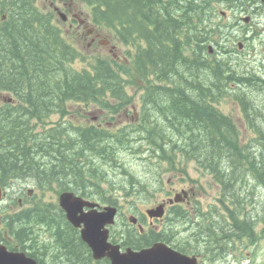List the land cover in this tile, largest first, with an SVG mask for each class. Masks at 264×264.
Instances as JSON below:
<instances>
[{
	"label": "trees",
	"instance_id": "trees-1",
	"mask_svg": "<svg viewBox=\"0 0 264 264\" xmlns=\"http://www.w3.org/2000/svg\"><path fill=\"white\" fill-rule=\"evenodd\" d=\"M78 1L88 8L98 33L127 48L124 59L83 55L71 41L77 35L71 37L60 26L56 11L43 0H0V96L7 93L14 99L0 103V186L33 181L43 196L48 191L57 195L72 191L112 202L110 193L141 185L126 169L119 175H127L123 182L111 175L112 168L114 173L125 168L119 161L122 150L134 151L138 158L142 155L146 166H156L142 180L144 195L163 190L167 173L186 177L192 162L202 179L204 170L212 168L221 172L217 182L242 186L238 195L244 197L240 202L243 217L233 220L249 231L250 245L253 235L259 244L264 239V228H258L264 223V82L250 80L240 64L209 54L208 45H198L217 35L218 29L206 18L214 10L211 2ZM77 60L87 66L77 68ZM228 102L256 130L252 129L254 137L242 142L233 117L223 110ZM136 103L142 121L117 125V129L78 126L67 119L73 105L95 106L118 115ZM54 115L60 120L49 123ZM240 169L256 170L257 184L249 182L250 176L236 173ZM202 179L189 177L199 189L204 187ZM33 200L38 201L37 210L53 211L43 197L36 195ZM185 212L171 209L170 221L184 222ZM213 223L202 218L193 241L205 246V252L216 251V257L223 230L219 222ZM237 226L230 229L236 231ZM64 229L63 234L56 233L57 264H105L92 262L87 246L66 221ZM187 240L177 248L187 253L196 250Z\"/></svg>",
	"mask_w": 264,
	"mask_h": 264
},
{
	"label": "flooded vegetation",
	"instance_id": "flooded-vegetation-1",
	"mask_svg": "<svg viewBox=\"0 0 264 264\" xmlns=\"http://www.w3.org/2000/svg\"><path fill=\"white\" fill-rule=\"evenodd\" d=\"M202 1L211 2L210 6L214 10L207 12L206 18L208 19V22L211 25H214L218 30L213 41H205L203 43H198V45H208L209 54H216V56L220 55L218 58L224 56L223 59L228 58L231 62L240 64L242 74H245V77L250 80L264 82V58L261 56L264 55V0H219V2L218 0ZM240 11H242V16L237 17V13ZM83 25L84 29H86L85 26H89L87 25V22H84ZM89 38H91L90 42L96 39L93 44L101 42L100 33L97 31H94ZM215 45H222L223 47L224 45H236V49L233 52L225 50V47V49L221 50L220 46ZM249 45H256L258 47L257 49L255 46V49L253 50V57L252 53L250 54L249 52H246L248 51L247 49ZM91 46L92 45H88V47ZM110 46L111 45H105L104 47L102 46V48H109ZM261 48L263 49V52H259V55L256 56V50H260ZM232 55L234 57H238L239 59H233ZM98 110L102 113L101 117L106 115L104 117L107 118V121L104 123L96 122L100 120V117L98 118L93 116L92 119L95 122L84 126H107L113 129L115 121L118 122L117 116H121L122 114L128 115L130 107H126L123 109V113L118 115L106 114L108 111L100 108H98ZM138 117H140L138 119L141 120L142 111L140 108ZM242 117L244 119L243 114ZM244 122L245 125H243V127L246 129L245 135H256V130L248 126L246 119L243 120V123ZM252 129L256 133L252 131ZM241 140L244 141L242 134ZM204 172L205 182L203 191H206L207 188H215L218 190V196L214 201L209 200V198L205 196V194L208 195L207 192L201 196L197 191L199 190V187L190 183V185L193 186L188 187V189L181 188L180 190H177L176 188H171L168 192L166 200H163L160 203H155V206L152 205L146 210V212L142 211V182L139 189L136 190L138 191L137 193H139V200L137 201L129 200V198H132V193L129 197H125V201H121L117 198L115 199L114 194L110 193L109 198L113 199H111L112 202H107L103 201L99 197L93 200L91 198H85L77 195L72 191L65 192L74 193L76 196L82 197L86 201H90L92 204L96 205L94 209L98 212H104L108 207L116 209L114 222L106 225L105 229L108 232V243L119 247L122 254H126L130 251L142 252V250L149 249L157 243H164L170 248L190 258L197 259L198 264H237L242 257V252L245 247H247L246 249L248 250L246 257H252L254 250L259 245L257 244L256 235H253V243L250 245L248 243L249 231H243L239 228L240 225L237 221L234 222L233 220L234 217H243L240 202H242L244 197L241 194L238 195L242 191V186L239 184L225 186L223 180L217 182L215 177L219 175L221 176V172L217 173L218 171H214L212 168H206ZM236 173L250 176L251 178L248 180L253 184H257L256 182H258L256 179L258 177V172L256 173V170L240 169L237 170ZM186 182L189 183L188 181ZM242 182L245 183L243 180ZM16 185L17 183H15V185L10 183L7 187L0 186L5 193L4 200L0 202V246L5 247L9 252L24 253L27 257L35 259L39 264H57L56 258H54L58 252L54 253L56 250V233H62L65 231L64 223L66 221L70 224V227L73 228L80 241L84 242L82 238V230L84 226L82 225L77 227L68 221L66 212L61 207L59 199L57 203L47 201L44 202L47 205H52L53 211H51L50 208L48 211H45L44 209L41 211L37 210L35 205L38 201L33 200L36 196L35 190L23 189V191H20L21 194L19 196H15V192H19L16 190ZM238 189H240V192H238ZM233 192H235L236 197L233 196ZM62 193L59 194V197ZM200 197L203 198L204 203H207L204 208L202 206L204 203L200 201ZM172 199L174 202L170 201ZM246 203V212H249L248 202L246 201ZM159 206H164V215L160 218L150 217L147 211ZM171 209L172 212L176 210L186 211L185 213H187V217L184 222L177 223L178 219L176 217V220L173 219L170 221L169 212ZM90 211L91 209L87 207L83 210L85 214H88ZM51 213L52 218L49 217ZM79 215L81 216L82 212H80ZM196 216L199 217L196 218ZM58 217L62 218L58 219ZM204 217H206L207 220H211V222L213 221L217 224L219 222V225L223 230V235L221 236L219 242V250L217 252L219 255L216 257H214L216 251L211 252V250H207V252H205V246L202 247V245H197L193 241V239L198 236L197 232L199 229V223L202 220L201 218ZM191 218L192 220H190ZM262 221L263 220L260 222L263 223ZM48 222L50 224L49 226L47 225ZM62 222L63 225L61 224ZM182 223L185 226H183V228L179 227ZM234 225L239 226H237L238 230L232 231L230 229ZM262 225L263 229L264 223ZM174 226L179 227V229L175 228L176 231L171 230L174 229L172 228ZM242 232H245L244 236L242 235ZM231 234H234L235 237L231 238ZM186 238H190V240H187L188 245L191 246L193 250L194 248L196 249L193 252L187 253L177 248V246L185 245ZM84 243L91 254L93 263L104 262L105 264H112V259L109 254L101 259H96L92 249L86 242ZM232 243H234V245ZM47 254L50 255L47 256ZM78 254L80 255V258H82L81 251H79Z\"/></svg>",
	"mask_w": 264,
	"mask_h": 264
},
{
	"label": "rangeland",
	"instance_id": "rangeland-1",
	"mask_svg": "<svg viewBox=\"0 0 264 264\" xmlns=\"http://www.w3.org/2000/svg\"><path fill=\"white\" fill-rule=\"evenodd\" d=\"M43 2H47L48 6H52V9L54 8V10L56 11V8L60 9L61 11H63L64 13H66L68 15V20L67 21H63L60 16L58 15L57 11V15L60 21H58V23L60 24V26L67 31L68 34L71 35V37H74L75 35H77L78 38H73L71 39L72 43L75 44V47L84 55L86 53H88L89 57L91 58H95L96 56H102L104 55V57L109 56V57H114L115 59L119 60L121 57L124 59L123 54L126 51V47L120 45V44H115L114 41H111V46L109 48H102V46L99 44V42H96L94 44H92L91 47H88V43L90 42L91 38H87L86 34V30L84 29V25L82 24V26H80V20H84V22H87V25H89V27H92V22L89 18V10L88 8L84 5L81 4L80 1L78 0H43ZM47 7V6H44ZM48 8V7H47ZM70 10V13H69ZM237 17H241L242 16V11L237 13ZM77 16V18L75 17ZM75 20V22H74ZM62 23V24H61ZM264 23V22H263ZM86 28V26H85ZM261 29V28H260ZM77 33V34H76ZM65 35H67L65 33ZM84 36V39L82 40L81 37ZM100 37L102 40H105L108 36L105 34H100ZM77 39V41L75 42V40ZM80 39V40H79ZM82 40V41H81ZM82 43H81V42ZM256 45H249L248 46V51L250 54L252 53V57L254 56L253 50L255 49ZM104 47V46H103ZM224 47L227 50L230 51H234L236 49V45H224ZM112 48V49H111ZM256 48L258 49V47L256 46ZM111 50V51H110ZM246 50V49H245ZM259 52H263V49L261 48L260 50H256L255 55L258 56ZM264 58V55H261ZM233 59H239L238 57H234L232 55ZM75 66L77 68H81V67H86L87 63L81 61V60H77L75 62ZM131 93H133L132 90H130ZM71 112L70 115L67 117V119L72 118L74 120V122L79 126V125H86L89 123H94L95 121H93L92 117H100L99 121L96 122H105L107 121V118H105L103 115V117H101L102 113L101 111L98 110L97 107H85L82 105H73L70 107ZM224 112L230 114L234 121L236 122V124H238V129L240 130L242 136L244 137V141L251 139L254 135L250 134V136H246L245 132L246 129L243 127V125H245V122L243 123V117L242 114L239 110V108H235V104L228 102L227 105L223 108ZM139 113V105L138 103L136 104H132V106H130V110L128 112V115L126 114H122L121 116H117L118 118V122L115 121V126L113 129H117V124H121L122 125H128L130 123L136 124L140 123L138 119V114ZM107 114V113H106ZM60 117L58 115H54L51 117V119H49V123H57L60 119ZM243 120H242V119ZM240 123V124H239ZM49 126V125H48ZM243 141V140H242ZM136 153L129 149H125L122 150L120 155H119V161L120 163L125 167L122 168L120 167V170H118L117 172L114 173L115 169L112 168V176L113 178L118 175L119 180H121V182H123L124 180H127V175L124 176H119L122 175L121 173L123 171H125V169L134 174L137 177L138 181H141L148 176V174L152 173L153 171H155L156 166L154 164L152 165H148L146 166V162L144 160H142L141 156L140 158L136 157ZM187 173L188 175L190 174V178L191 179H202V176L199 175L198 171L196 170L195 164H193L192 162H190V164L187 167ZM115 175H114V174ZM187 175V176H188ZM184 177L183 174L181 173H167L164 175V184H163V190H159V191H153V196L151 194L149 195H144L145 193L142 192V211L146 212V210L151 207L152 205L155 206V203H160L163 200H166L167 196H168V192L169 190H171V188H176L177 190H180L181 188H186L188 189V187H192L193 185H190V181H189V177ZM204 179H202L201 181L203 182ZM186 181H188L189 183H187ZM170 182V183H169ZM19 184V185H18ZM35 183L33 181H27L25 182L23 181H19L16 185V190H18L19 192H17V194H15V196H19L21 193L20 191L23 190V188L25 190L27 189H36L35 187ZM173 186V187H172ZM196 188V186H195ZM122 189V188H121ZM139 188H136L135 190H138ZM133 188H127V192H125V190H118L117 192L114 191V198L116 199H120L121 201H125V197H129L130 193L132 192V198H129V200L131 201H137L138 199V195L139 193H137L138 191H135ZM204 188L197 190L201 196H203L206 192L208 193L205 194L206 197L209 198V200L214 201L215 198L218 196V190L215 188L212 189H208L206 191H203ZM129 191V192H128ZM35 195H39V197H43L45 201L47 202H58L59 199V195L55 194L54 192L48 191L43 194L39 191L38 189L37 191L35 190ZM200 201H203V198L200 197ZM207 203L202 204L203 208L206 206ZM262 224L259 227V230L262 229ZM247 247H245L244 251L242 252V257L240 258L239 262L237 264H264V239L259 242V245L256 247V249L253 252V256L252 257H246L248 250L246 249Z\"/></svg>",
	"mask_w": 264,
	"mask_h": 264
},
{
	"label": "water",
	"instance_id": "water-1",
	"mask_svg": "<svg viewBox=\"0 0 264 264\" xmlns=\"http://www.w3.org/2000/svg\"><path fill=\"white\" fill-rule=\"evenodd\" d=\"M56 11L63 21L68 20V15L56 8ZM77 18V16H75ZM84 20H80V25ZM87 36H91L95 28L88 27ZM95 39L89 43L92 45ZM109 42H101V45H108ZM13 103L14 99L10 95L0 96V103ZM5 193L0 187V202L3 201ZM61 207L67 215L68 221L74 226H84L82 230V238L84 242L92 249L94 257L101 259L109 254L112 259V264H198L197 259L190 258L164 243H157L149 249L142 250V252H128L122 254L119 247L108 243V232L105 226L112 224L115 220L116 209L108 207L104 212L95 210L94 204L90 201L84 200L82 197L76 196L71 192H64L59 197ZM171 202H174L171 200ZM90 208L88 214L83 212L84 208ZM82 212L80 216L79 213ZM164 206H159L148 210L150 217L160 218L164 215ZM0 264H39L35 259L27 257L24 253L9 252L5 247L0 246Z\"/></svg>",
	"mask_w": 264,
	"mask_h": 264
},
{
	"label": "bare ground",
	"instance_id": "bare-ground-1",
	"mask_svg": "<svg viewBox=\"0 0 264 264\" xmlns=\"http://www.w3.org/2000/svg\"><path fill=\"white\" fill-rule=\"evenodd\" d=\"M218 2H219V0H218ZM97 31V30H96ZM230 34V33H229ZM201 56V55H200ZM199 58V57H198ZM201 59V58H200ZM200 59H198V60H200ZM204 60V59H203ZM203 60H201V61H203ZM200 62V61H199ZM246 80V79H245ZM246 83V82H245ZM244 85V84H243ZM263 85V84H262ZM1 86V85H0ZM243 87V86H242ZM260 87H262V86H260ZM264 90V89H263ZM263 93H264V91H263ZM232 94H233V92H232ZM240 94V93H239ZM230 95V94H229ZM234 95V94H233ZM228 96V95H227ZM238 98V97H237ZM243 99H244V97H243ZM248 99V98H247ZM249 101V100H248ZM247 102V101H246ZM240 106H241V104H240ZM238 107V106H237ZM5 110V109H4ZM242 110H243V107H242ZM50 111V110H49ZM244 111V110H243ZM138 115V114H137ZM247 115V114H246ZM140 116V115H139ZM148 117H149V115H148ZM148 117H147V119H148ZM140 118V117H139ZM142 118V117H141ZM142 120H139V122H141ZM149 121V120H148ZM225 122V121H224ZM229 122V121H228ZM253 122V121H252ZM135 124H136V122H135ZM34 125V124H33ZM132 125V124H131ZM134 125V124H133ZM132 125V126H133ZM159 125H161V124H159ZM127 127V126H126ZM130 127V126H129ZM34 128V127H33ZM68 128V127H67ZM35 129V128H34ZM64 129V128H63ZM68 131V130H67ZM163 131V130H162ZM34 132V131H33ZM77 132V131H76ZM37 133V132H36ZM39 133V132H38ZM141 133V132H140ZM78 135V134H77ZM141 135V134H140ZM140 137V136H139ZM136 146V145H135ZM89 178V177H88ZM87 178V179H88ZM103 182V181H102ZM105 182V181H104ZM16 183V182H15ZM136 183V182H135ZM140 183V182H139ZM138 183V184H139ZM15 185V184H14ZM19 185V184H18ZM44 185V184H43ZM134 186H136V185H134ZM36 189V191H37V187L36 186H34ZM41 188H43V187H41ZM132 188V187H131ZM141 188V187H140ZM24 189V188H23ZM32 189V188H31ZM39 189V188H38ZM40 190V189H39ZM91 190V189H90ZM135 190V189H134ZM23 191V190H22ZM88 191V190H87ZM136 191V190H135ZM39 192V191H38ZM91 192H93V191H91ZM95 193V192H94ZM15 194H17L16 192H15ZM100 194V193H99ZM95 195V194H94ZM110 199H113V198H110ZM225 199V198H224ZM224 202V201H223ZM230 204V203H229ZM227 206V205H226ZM197 215V214H196ZM199 217V216H198ZM197 216H196V218H198ZM202 219V218H201ZM190 220H192V218L190 219ZM198 221H200V220H198ZM188 222H190V221H188ZM239 225H240V223H239ZM237 240V239H236ZM77 242V241H76ZM231 242V241H230ZM236 242V241H235ZM215 245V244H214ZM230 245V244H229ZM230 247V246H229ZM87 249V248H86ZM85 249V250H86ZM228 249V248H227ZM85 252V251H84ZM229 253V252H228ZM48 255H50V254H47V256ZM55 255V254H54ZM229 258H230V256H229ZM40 259V258H39ZM47 259V258H46ZM49 259H50V257H49ZM42 260V259H41ZM51 260V259H50ZM51 262V261H50ZM52 263H54V262H52ZM42 264V263H41ZM46 264V263H45ZM49 264H51V263H49Z\"/></svg>",
	"mask_w": 264,
	"mask_h": 264
}]
</instances>
